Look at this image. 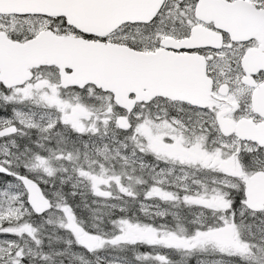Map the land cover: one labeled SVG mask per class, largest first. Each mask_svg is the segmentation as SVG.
Segmentation results:
<instances>
[{
    "label": "snow or ice",
    "instance_id": "6c2138e0",
    "mask_svg": "<svg viewBox=\"0 0 264 264\" xmlns=\"http://www.w3.org/2000/svg\"><path fill=\"white\" fill-rule=\"evenodd\" d=\"M0 264H264V0H0Z\"/></svg>",
    "mask_w": 264,
    "mask_h": 264
}]
</instances>
